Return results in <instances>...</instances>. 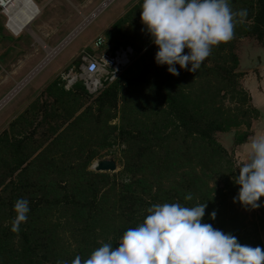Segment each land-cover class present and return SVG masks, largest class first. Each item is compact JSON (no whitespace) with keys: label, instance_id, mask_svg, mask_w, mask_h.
<instances>
[{"label":"trees","instance_id":"obj_1","mask_svg":"<svg viewBox=\"0 0 264 264\" xmlns=\"http://www.w3.org/2000/svg\"><path fill=\"white\" fill-rule=\"evenodd\" d=\"M141 3L104 31L107 50L130 45L135 51L116 80L90 96L80 83L65 90L53 79L42 92L48 100L36 96L1 132L0 264H71L102 243L116 246L150 205L165 202L206 203L202 222L263 249L264 207L250 219V208L233 202L239 185L232 177L239 169L233 150L215 133L234 129L236 146L250 135L257 109L244 106L246 92L238 83L244 72L236 71L233 47L241 37L264 47V0H231L233 11L247 9L245 18H236L232 38L214 46L196 72L176 65L179 75L155 63L157 46L149 35L139 46L111 38L123 33L122 24ZM226 98L240 104L234 112L219 106ZM117 141L124 146L121 169H89L98 150ZM187 194L191 200L184 199ZM21 197L28 199L30 211L13 232V205Z\"/></svg>","mask_w":264,"mask_h":264},{"label":"clouds","instance_id":"obj_2","mask_svg":"<svg viewBox=\"0 0 264 264\" xmlns=\"http://www.w3.org/2000/svg\"><path fill=\"white\" fill-rule=\"evenodd\" d=\"M140 9L142 30L157 46L155 63L167 65L172 75H179L176 65L189 72L199 70L214 46L232 38L236 18L247 16V9L233 11L231 0H142ZM237 168L232 180L239 188L233 202L251 209L264 206L260 200L264 196V135L250 141L247 158ZM184 199L191 200V194ZM205 208L206 203L152 204L142 222L127 228L116 246L102 243L86 258L76 255L71 264H264L261 246L241 244L231 233L202 222ZM13 211L11 231L18 232L28 219V199L17 198ZM209 215L214 218L215 212Z\"/></svg>","mask_w":264,"mask_h":264},{"label":"rangeland","instance_id":"obj_3","mask_svg":"<svg viewBox=\"0 0 264 264\" xmlns=\"http://www.w3.org/2000/svg\"><path fill=\"white\" fill-rule=\"evenodd\" d=\"M34 1L39 3L37 5H39L41 11L39 17L29 25L33 34L25 29L18 37L13 38L9 36L6 30L0 27V102L5 97H8L5 102L0 103V134L4 129H7L8 124L16 116L32 104L36 96L42 94V96H38V99L44 101L46 98L48 100L46 95L42 93L46 84L39 86V88L41 87L40 92L30 97L33 91H36L39 83L47 79L48 81L58 79L57 74L75 63L82 49H86V47L92 49L93 40L97 35L101 34L104 36V31L113 22L123 16L134 4H139V0H112L104 8H101L104 0ZM132 12L133 17L122 24L121 29L123 33L116 32L115 35H111V38L116 39L118 43L127 41L129 44L134 43L135 46H139L141 42L147 39L148 34L142 30L144 26L140 19L141 9L138 7ZM86 17H89V19L87 22H84V18ZM0 23H2L1 20ZM79 26L82 27L80 32L77 33L78 30L75 32L77 34L72 37L71 33ZM1 32L3 35H1ZM70 36L72 37L71 40H67ZM65 40L68 43L66 42L62 45V42ZM45 47L53 49L55 52L48 60H45ZM233 51L238 56L236 71L244 72V75L238 78V83L245 90L247 96V101L244 103V106L257 109L251 96L252 90L250 86H253L252 82L257 80L255 86L257 84L258 86L254 88L256 91H259L260 85L262 86L264 81L263 73L258 71V69L264 66V47L251 37H241L234 42ZM256 56L260 57L262 64L248 69L246 65L250 62V59L254 60ZM40 64L45 65L40 68ZM254 71H258V73H254ZM18 83H21V85L18 89H15ZM9 94L11 95L9 96ZM256 99L257 95L254 94V101ZM257 103L258 109H260L263 105H261L262 100L260 99L258 101L257 99ZM239 105L236 99L226 98L219 106L223 109H230L229 111L231 113ZM258 109L257 112L254 111L253 113L256 114L250 118L248 130L250 136L254 130L261 128V117L264 116V113L258 111ZM40 117L41 115H39L38 120ZM117 121L118 119H112L113 123H117ZM259 121L260 123L256 125ZM244 129L242 125L238 130L242 132ZM233 131L234 129L227 132H216L215 138L226 149L233 150L232 158L237 167L239 163L247 158V147L245 144L250 142V140L248 136L247 142L244 144L234 145L232 143ZM123 147V144L117 141L112 143L110 147L107 146L99 149L89 169L94 170L92 164L95 161L112 157L116 162V170L114 172H118L121 169V162L119 160ZM260 209H262V206L256 209L250 208L247 211V216L253 219L252 216L260 214ZM259 235L264 249V227L259 229Z\"/></svg>","mask_w":264,"mask_h":264},{"label":"built area","instance_id":"obj_4","mask_svg":"<svg viewBox=\"0 0 264 264\" xmlns=\"http://www.w3.org/2000/svg\"><path fill=\"white\" fill-rule=\"evenodd\" d=\"M111 1L104 0L101 8ZM30 6L31 4L23 0H0V15L4 17V27L9 33L17 36L24 30L21 24L27 14L31 13ZM35 11L37 16L38 8L35 7ZM105 43V37L97 35L93 40L92 49H82L76 62L57 74L65 90H70L75 84L80 83L90 96H94L105 85L116 80L135 58L132 46H118L109 51L105 48Z\"/></svg>","mask_w":264,"mask_h":264},{"label":"crops","instance_id":"obj_5","mask_svg":"<svg viewBox=\"0 0 264 264\" xmlns=\"http://www.w3.org/2000/svg\"><path fill=\"white\" fill-rule=\"evenodd\" d=\"M31 1V6H30V10L31 11H35V7L36 8H38L39 9V5H37V4H39V3H37V1L35 2L34 0H30ZM40 9H39V13H40ZM98 14V13H97ZM96 14V15H97ZM39 17V14L37 15V16H35V18L29 23V25L35 20V19H37ZM0 20L2 21V23H0V27L2 28V29H4V30H6V28L4 27V17L2 16V15H0ZM1 28H0V30H1ZM81 30V29H80ZM80 30L77 32V33H79L80 32ZM7 31V30H6ZM28 32H30V33H32L33 34V32L31 31V28H29L28 30H27ZM7 33L9 34V36L10 37H13V38H15V37H18L21 33H22V31H21V33L19 34V35H17V36H14V35H12L11 33H9L8 31H7ZM77 33H75V34H77ZM1 35H3L2 34V32H1ZM75 36V35H74ZM74 36H72V37H74ZM71 37V38H72ZM71 38L69 39V40H71ZM68 43V42H67ZM86 49H90V48H87L86 47ZM46 64V63H45ZM44 64V65H45ZM44 65H42V64H40L39 66H40V68H42ZM38 66V67H39ZM39 68V69H40ZM38 69V70H39ZM258 71H260V72H262L263 73V79H264V66H262L261 67V69H258ZM258 71H254V73L256 72V73H258ZM260 78V77H259ZM253 81V80H252ZM50 81H48V79L47 80H45V81H43L42 83H39L38 84V86H37V89H36V91L34 90L33 91V93L30 95V97H32V96H35V95H37L39 92H40V90H41V87L39 88V86H44L45 84H46V86H47V84L49 83ZM257 83V80H254L253 82H252V85L253 86H250V89L252 90L251 92H252V94H251V96H252V99H253V102L255 103L254 105L257 107V109H258V103H257V99H258V101H260V99L262 100V103H261V105H262V107L260 108V109H258V111H261L262 113H264V81H263V83H262V86L260 85V90L259 91H256L255 90V88H257V86H258V84L255 86V84ZM249 87V86H248ZM255 87V88H254ZM258 92V93H256V92ZM254 94L255 95H257V99L254 101ZM262 118V120H261V128L260 129H256V130H254L253 131V133L251 134V136L249 135V140L251 141L254 137H256V136H259V135H264V116L263 117H261ZM260 123V121L258 122V123H256V125H258ZM249 143L250 142H247L245 145H246V147L248 148V145H249Z\"/></svg>","mask_w":264,"mask_h":264},{"label":"water","instance_id":"obj_6","mask_svg":"<svg viewBox=\"0 0 264 264\" xmlns=\"http://www.w3.org/2000/svg\"><path fill=\"white\" fill-rule=\"evenodd\" d=\"M76 32V30H75ZM75 33H71V36H74ZM70 37H68L67 40H69ZM67 40H65V43L67 42ZM63 43V42H62ZM262 64V61L260 59L259 56H256V58L253 60V59H250V62L246 65V67L248 69H252L254 67H257V66H260ZM92 168L95 170V171H99V172H114L116 170V162L114 161V159L112 157H109V158H102V159H99L97 161H95L93 164H92ZM261 200L264 201V196L261 197Z\"/></svg>","mask_w":264,"mask_h":264},{"label":"bare ground","instance_id":"obj_7","mask_svg":"<svg viewBox=\"0 0 264 264\" xmlns=\"http://www.w3.org/2000/svg\"><path fill=\"white\" fill-rule=\"evenodd\" d=\"M23 1L26 2V3L31 4L29 0H23ZM38 10H39V9H38ZM97 13H98V12H97ZM36 14H37L36 11H31V13L27 14V17L25 18V20H24L23 23L21 24V27H23L24 30H25V29L28 30V28H29V23L35 18ZM88 19H89V17L84 18V22H87ZM81 28H82V27L79 26V27L76 29V32H77L78 30H80ZM73 33H75V31H74ZM67 39H68V38H67ZM64 44H65V41L62 43V45H64ZM61 47H62V46H61ZM61 47H60V48H61ZM45 50H46V58H45V60H48V59H49V58H50L55 52H54L53 49H50V48H48V47H45ZM30 75H31V73H30ZM20 85H21V83H18V85H16L15 89H18ZM12 93H14V91H12ZM10 95H11V94H9V96H10ZM7 98H8V97H5V99H3L0 103L2 104L3 102H5ZM1 104H0V106H1Z\"/></svg>","mask_w":264,"mask_h":264},{"label":"flooded vegetation","instance_id":"obj_8","mask_svg":"<svg viewBox=\"0 0 264 264\" xmlns=\"http://www.w3.org/2000/svg\"><path fill=\"white\" fill-rule=\"evenodd\" d=\"M263 197V196H262ZM261 199V198H260ZM262 201V200H261Z\"/></svg>","mask_w":264,"mask_h":264}]
</instances>
